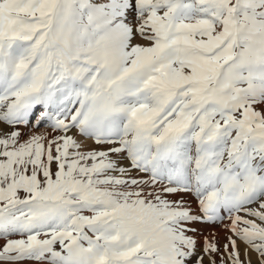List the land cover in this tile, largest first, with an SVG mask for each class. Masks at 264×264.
I'll use <instances>...</instances> for the list:
<instances>
[{
    "label": "snow or ice",
    "instance_id": "1",
    "mask_svg": "<svg viewBox=\"0 0 264 264\" xmlns=\"http://www.w3.org/2000/svg\"><path fill=\"white\" fill-rule=\"evenodd\" d=\"M0 264H264V0H0Z\"/></svg>",
    "mask_w": 264,
    "mask_h": 264
},
{
    "label": "rangeland",
    "instance_id": "2",
    "mask_svg": "<svg viewBox=\"0 0 264 264\" xmlns=\"http://www.w3.org/2000/svg\"><path fill=\"white\" fill-rule=\"evenodd\" d=\"M218 231H220L221 235H223V231L221 229H218Z\"/></svg>",
    "mask_w": 264,
    "mask_h": 264
}]
</instances>
